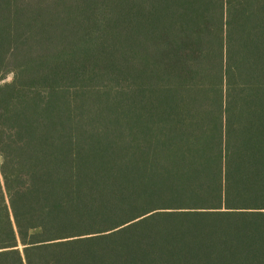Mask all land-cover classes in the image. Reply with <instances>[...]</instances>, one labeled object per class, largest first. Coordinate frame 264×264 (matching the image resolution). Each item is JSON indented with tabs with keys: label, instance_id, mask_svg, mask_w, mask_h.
Segmentation results:
<instances>
[{
	"label": "trees",
	"instance_id": "obj_1",
	"mask_svg": "<svg viewBox=\"0 0 264 264\" xmlns=\"http://www.w3.org/2000/svg\"><path fill=\"white\" fill-rule=\"evenodd\" d=\"M0 264H264V0H0Z\"/></svg>",
	"mask_w": 264,
	"mask_h": 264
},
{
	"label": "rangeland",
	"instance_id": "obj_2",
	"mask_svg": "<svg viewBox=\"0 0 264 264\" xmlns=\"http://www.w3.org/2000/svg\"><path fill=\"white\" fill-rule=\"evenodd\" d=\"M12 79V77L11 76H9L8 78H7V81H10Z\"/></svg>",
	"mask_w": 264,
	"mask_h": 264
}]
</instances>
